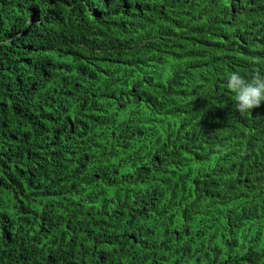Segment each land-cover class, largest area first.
I'll return each mask as SVG.
<instances>
[{"label":"trees","instance_id":"1","mask_svg":"<svg viewBox=\"0 0 264 264\" xmlns=\"http://www.w3.org/2000/svg\"><path fill=\"white\" fill-rule=\"evenodd\" d=\"M261 14L0 0V264H264Z\"/></svg>","mask_w":264,"mask_h":264},{"label":"clouds","instance_id":"2","mask_svg":"<svg viewBox=\"0 0 264 264\" xmlns=\"http://www.w3.org/2000/svg\"><path fill=\"white\" fill-rule=\"evenodd\" d=\"M263 19L264 15L261 14V22L256 30L264 31ZM226 79V87L235 94V108L239 113L250 112L251 109L259 107L264 101V73L259 69H254L245 75L231 72Z\"/></svg>","mask_w":264,"mask_h":264}]
</instances>
